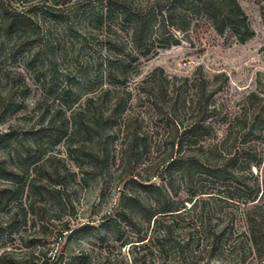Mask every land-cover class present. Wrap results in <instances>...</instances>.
<instances>
[{"label": "rangeland", "instance_id": "obj_1", "mask_svg": "<svg viewBox=\"0 0 264 264\" xmlns=\"http://www.w3.org/2000/svg\"><path fill=\"white\" fill-rule=\"evenodd\" d=\"M30 1L42 7L47 0ZM73 1H77L76 6L62 7L63 12L41 9L29 14L32 25L15 34L4 29L0 14V168L18 174L14 180L0 177V189L12 190L7 205L0 207V223L21 211L17 209L20 202L29 209L27 219L20 213L12 232L1 237L0 257L4 259L0 263L256 264L249 250L248 216L255 207L264 210V124L259 126L261 135L245 139L253 143L251 159L259 166L240 175L239 181L247 188L234 194L235 203L222 201L223 190L206 177L204 182L197 178L190 184L179 173L171 177L165 174L158 166L165 157L164 148L132 166L140 179L151 177L157 185L172 187L174 201L186 207L174 223L166 219L167 226L173 223L170 240L158 237L153 223L141 221L140 234L125 224L112 223L122 197L138 191L129 184L127 165L111 162L109 168L96 172L80 152L71 157L65 142L53 144L51 121L63 123L83 109L86 99L100 96L103 89L112 90L109 99L114 98V89H125L114 88L108 78L105 62L113 53L108 49V39L133 49L126 32H119L121 39L115 40L112 32L99 27L96 19L102 14V6L98 0H91L92 4H88L90 0ZM148 1L137 3L146 5ZM238 2L254 31L252 38L239 42L229 32L220 36L201 19L186 32L179 30V23L174 27L166 23L168 39L179 41V45L159 48L165 42L155 36L156 54L141 58L125 74L126 90L133 95L129 109L145 119L143 130L149 131L152 150L169 135L154 127L150 103L142 93L147 88L142 83L158 68L177 83L205 78L210 89H220L212 101L223 113L215 118L210 136L202 141L204 147L220 142L225 135L223 116L243 107L248 95L257 93L264 105V0ZM153 11L158 15V10ZM157 21L155 35L162 27L159 15ZM156 81H160L159 76ZM187 95L192 98L194 94L190 90ZM111 142L115 144L110 148L112 155L119 158L121 140ZM73 143L79 147L84 139ZM52 158L56 159L54 164ZM76 161L83 168H78ZM236 167L240 171L246 165ZM55 169L66 177L64 190L49 187L40 190L42 194L29 195L26 191L16 195L36 171L46 177ZM200 191L207 194L200 195ZM145 235L155 240L139 243Z\"/></svg>", "mask_w": 264, "mask_h": 264}, {"label": "trees", "instance_id": "obj_2", "mask_svg": "<svg viewBox=\"0 0 264 264\" xmlns=\"http://www.w3.org/2000/svg\"><path fill=\"white\" fill-rule=\"evenodd\" d=\"M260 1L257 0V2ZM98 2L102 6V14L96 19L99 27L106 29L109 33L112 32L111 35L115 40L121 39L119 32L121 34L126 32L133 46V49H129L128 44L123 45L118 41L114 43L110 39L107 43L109 51L113 52L105 62L108 78L114 88L125 89L123 91L114 89L113 99H109L112 90L103 89L100 96L93 95L86 99L83 109L73 113L63 123L58 125L51 121L49 126L54 137L53 144L59 145L65 142L71 157L74 153L80 152L81 156L88 160L91 169L96 172L109 168L111 162L127 165L130 170L129 184L138 191L133 190L122 197L119 212L112 223L125 224L132 228L135 234L141 233L139 227L142 226V222L150 225L153 223L155 232H158L157 236L163 235V239L170 240L173 236L172 224L174 220L180 218L182 210H186V207L181 208L174 201L172 187L164 186V184L157 185L152 182L151 177L140 179L133 173L132 166L143 156L155 151L159 152L164 148L165 157L158 166L163 167L165 174L171 177L179 173L190 184L197 178L199 183L204 182L203 178L206 177L223 190L221 192L225 195L222 201L235 203L234 194L247 188L242 180L239 181L243 177L242 174L251 171L252 166H259V163H254L251 159V152L254 151L253 143L245 139L261 135L259 126L264 124V105L257 93L248 95L243 107L223 116L225 135L220 142L204 147L201 145L202 141L210 136L215 118L222 116L223 113L218 112L217 105L212 101L220 89H210L205 78H197L193 81L185 79L177 83L176 78L173 81L170 80L163 69L158 68L142 83L143 86H147L142 93L150 103L151 116L155 119L154 127L168 132L169 135L159 143L156 150H152V143L148 138L149 131L143 130L145 119L129 109L133 95L126 90L125 74L141 58H150L156 54L157 50L153 49L155 36L162 43L165 42V45L159 48L179 45V41L168 39L166 23L169 27L179 23L182 25L179 30L186 32L194 21L205 20L218 35L224 36L229 32L239 42L252 38L254 31L238 0H150L146 5L137 3V0H98ZM70 4L76 6L77 1L47 0L40 7L38 3L30 0H0L2 24L4 29L15 34L18 30L32 25L28 18L29 14H34L41 9L59 13L63 12L62 7H68ZM88 4H92V1L90 0ZM149 7H152L150 12ZM153 10H158V15L162 19V27L156 35L153 28L158 23V15L154 14ZM116 24L119 27L113 31L112 27ZM123 25L129 27L126 29ZM157 76L160 81H156ZM225 80L227 83V78ZM190 90L194 94L192 98L187 95V91ZM78 138L84 139V143L79 147L73 143ZM116 139L121 140L117 153L119 158L114 157L110 149L112 145H115L111 141ZM55 162L56 159L52 158L51 163ZM75 163L78 168H83L77 161ZM239 164H245L246 167L236 171V166ZM0 177L14 180L18 174L12 170L0 168ZM65 178L56 169L46 177H42V174L36 171L29 184L21 186L16 195H24L26 191L29 195L42 194L40 190L49 187H54V190L57 188L59 191L64 190ZM164 180L161 179V181ZM11 193L12 190L9 188L0 189V207L7 205L8 199H11ZM199 193L207 194L203 191ZM143 196L148 199H143ZM17 209L21 211L11 216L6 223H0V240L4 234L12 232V225L19 221V217L27 219L29 209L22 202ZM39 210L42 208L40 207ZM20 213L23 214L19 216ZM248 217L250 254L255 256L256 264H264V210L255 207ZM167 218L173 222L168 226ZM224 234L223 231L221 236ZM138 240H140L139 243L145 241L149 243L155 239L145 235ZM3 259L1 256L0 262ZM4 264H12V262Z\"/></svg>", "mask_w": 264, "mask_h": 264}]
</instances>
